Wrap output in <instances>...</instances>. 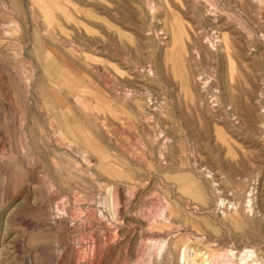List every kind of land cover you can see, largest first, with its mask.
Instances as JSON below:
<instances>
[{"label":"rangeland","instance_id":"1","mask_svg":"<svg viewBox=\"0 0 264 264\" xmlns=\"http://www.w3.org/2000/svg\"><path fill=\"white\" fill-rule=\"evenodd\" d=\"M253 262L264 0H0V264Z\"/></svg>","mask_w":264,"mask_h":264},{"label":"bare ground","instance_id":"2","mask_svg":"<svg viewBox=\"0 0 264 264\" xmlns=\"http://www.w3.org/2000/svg\"><path fill=\"white\" fill-rule=\"evenodd\" d=\"M233 253V252H232ZM234 255V254H233ZM232 255V256H233ZM254 256V252L253 251H251V250H246L245 252H244V254H242L241 256H240V258L242 259V260H244V259H246V257H253ZM256 262H253V264H255Z\"/></svg>","mask_w":264,"mask_h":264}]
</instances>
